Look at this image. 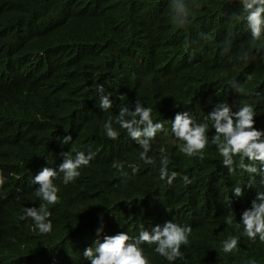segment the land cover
Returning <instances> with one entry per match:
<instances>
[{
    "label": "clouds",
    "instance_id": "obj_1",
    "mask_svg": "<svg viewBox=\"0 0 264 264\" xmlns=\"http://www.w3.org/2000/svg\"><path fill=\"white\" fill-rule=\"evenodd\" d=\"M228 1L241 54L208 0H0V33L6 11L22 26L0 48V264H264V0ZM162 90L165 121L140 100Z\"/></svg>",
    "mask_w": 264,
    "mask_h": 264
},
{
    "label": "trees",
    "instance_id": "obj_2",
    "mask_svg": "<svg viewBox=\"0 0 264 264\" xmlns=\"http://www.w3.org/2000/svg\"><path fill=\"white\" fill-rule=\"evenodd\" d=\"M188 3H190V0H188ZM197 15L199 16L200 20L207 21V29L214 30L219 37L226 38L230 43L236 41V43L234 44L237 48L235 53L241 54V50L248 44V40L243 33V28L239 19H237V17L241 16L238 6L230 3L228 0H208V2L204 6L197 9ZM4 16L6 22L4 23L2 29L4 31H1L0 33V48L2 49L3 56L5 58H9L14 55V51L16 49L14 41H16L17 36L20 35L22 26L17 21L15 14H10L9 11H6L4 13ZM110 18L114 24L119 26L137 25L136 17L134 15H128L125 17L111 16ZM10 25H12L13 34L11 33V31L5 32V30ZM164 26V35L168 36L170 39L176 36L181 37L182 33L184 32V29L182 27V31L180 30L178 35L174 30L176 25L172 23V20H170L167 24H164ZM185 27L195 29V31L189 35L193 37L197 36V30L200 29L195 24V21L191 19V17H188V23L184 26V28ZM225 27H228V29L221 33ZM140 100L145 101L141 102V104L150 107L152 109L154 117L162 121H165L170 115V112L164 110L176 106L174 96H172L169 90H162L152 94L148 92H141ZM167 125L171 126L170 124ZM56 129H60L57 134L65 135L63 131L64 124L58 120L50 123L45 131L46 135L54 136V131ZM156 142L159 147V152L161 148L165 149V154L170 160V163L168 165L169 174H171V172L173 171L179 174L187 171L188 166L193 158L181 155L179 153L178 148L174 145L167 131L161 133L156 138ZM149 167L151 168V175L153 176V179L157 182V184H162L163 187L169 188L170 185L167 183V179H160V162H154L150 164ZM74 254H79V252L76 251L74 252ZM231 262L233 264H240L237 259H234Z\"/></svg>",
    "mask_w": 264,
    "mask_h": 264
}]
</instances>
